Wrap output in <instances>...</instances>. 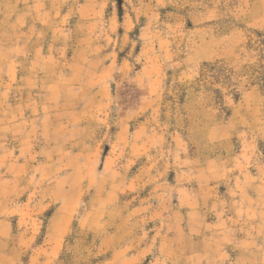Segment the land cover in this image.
I'll use <instances>...</instances> for the list:
<instances>
[{"label": "crops", "instance_id": "0c3cea01", "mask_svg": "<svg viewBox=\"0 0 264 264\" xmlns=\"http://www.w3.org/2000/svg\"><path fill=\"white\" fill-rule=\"evenodd\" d=\"M44 1L19 3L14 20L6 24L8 28L3 27L18 32L17 41L0 40V241L10 239L14 247L29 253V261L22 264L54 263L71 231L74 212L67 210L63 199L57 202V210L49 220L48 234L38 241V223L26 213L31 207H43L39 192L73 190L64 182L75 175L71 167H76L81 153H87L91 160L100 157L98 165L82 166L85 176L101 169L105 176L116 173L107 156H100L103 141L95 146L98 125L93 120H102L112 110L107 106L111 92L108 73L119 64L113 67L114 62L107 61L110 58L89 55H97L92 52L95 40L92 34L81 36V28L94 31L102 17L101 3L85 0L75 13H56ZM73 19L77 20L71 24ZM56 25L61 29L59 37L49 36V44H44L37 29L52 30ZM2 30L0 27V34ZM74 42L73 56H69ZM148 85L147 96L152 97L155 89ZM89 97H93L92 103H88ZM147 110L149 106L141 109L142 113ZM132 113L137 115L117 123L114 154L128 146L137 158L160 147L170 146L171 153L169 137L185 143L184 131L168 132L166 127L157 131L144 120L138 124L140 132L132 131L130 123L141 118L137 108L129 110ZM187 129L191 140L199 145L227 139V132L233 130L229 123L208 121L193 122ZM207 157L191 155L188 148L174 156L179 169H175L177 184L170 187L177 210L168 206L167 191L157 193L159 200L149 209L144 204L133 207L129 214L133 215L131 220L135 218V225L149 221L155 228L145 235L132 231L129 236L123 231L115 238L103 237L110 253L102 264H142L151 256L154 264H170L172 256L181 257L183 262L178 264H264L257 261V255L264 254V164L257 163L255 153L247 146L230 159L219 154ZM225 180H230L228 186L222 185ZM106 193L101 208L110 205L106 201L111 189ZM18 217L29 227L15 236L11 225ZM11 260V251L0 248V264Z\"/></svg>", "mask_w": 264, "mask_h": 264}, {"label": "rangeland", "instance_id": "374dc122", "mask_svg": "<svg viewBox=\"0 0 264 264\" xmlns=\"http://www.w3.org/2000/svg\"><path fill=\"white\" fill-rule=\"evenodd\" d=\"M29 1L0 0L1 41H17L19 33L4 28H8L6 24L11 22V18L14 20V11L19 3ZM67 1L46 0L43 3L48 8H54L56 13L64 10L75 13L85 0H71L68 4ZM99 2L102 17L92 33L85 27L81 28V36L92 34V40H95L92 52H97V55L90 52L89 55L110 58L107 61L114 62L113 67L119 64V67L108 73L111 92L108 98L110 104L107 106H112V110H106L108 116L102 120H93V124L98 125L95 146L98 147L103 141L100 156L103 159L107 156L109 165L111 163L116 173L105 176L101 169L85 176L82 166L91 168L92 165H98L100 157L91 160L86 157L87 153H81V156H77L76 167H71L75 175H70L64 182L71 185L73 190L39 192L38 199L43 207H31L26 213L27 218H33L38 223L36 225L41 232L39 242L48 234L49 220L57 210V202L64 199L67 210L74 212L64 249L51 264H102L110 253V247L103 244V237L115 238L117 233L123 231L129 236L132 231L145 235L155 228L149 221L135 225V218L131 220L133 215L129 212L141 204L148 209L149 205L155 206L159 200L158 194L167 191L170 196L168 206L177 210L173 187L170 185L177 184L176 170L179 166L174 163V156H179L185 148L189 149L191 155H201L202 159L213 154L230 159L243 146H247L255 153L257 163L264 164V95L259 86L254 85L258 82L259 73L264 74V40L261 43L258 40L259 33H264V0ZM59 26L52 27V30L44 27L37 29L44 44H49V36H54L52 39L59 37ZM74 44L69 47V56H73ZM45 51H49V48ZM216 62L228 66L233 72L230 81L224 80L223 76L217 80L215 72L208 73L205 70V64ZM79 74L83 75V72L79 71ZM92 79L93 76H90ZM148 83L155 89L152 97L147 96ZM92 99L89 97L88 103H92ZM147 106L149 110L142 113L141 109ZM136 108L141 118H134L130 123L132 131L140 132L142 128H138V124L144 120L157 131L165 127L168 132L177 129L184 131L185 143H176L169 137L171 153L168 152L170 146L169 149L160 147L137 158L128 146L114 154L117 150V123L137 115L129 114V110ZM200 121L229 123L233 130L227 132V139L215 144L199 145L191 140L187 128L193 122ZM128 136L131 137L129 133ZM181 145L183 148L179 147ZM252 170H255L254 166ZM163 173H166L164 178ZM229 184L230 180L222 183L225 186ZM107 189L112 191L106 201L110 205L101 208L100 201L106 197ZM28 227L29 224L18 217L13 219L11 232L18 236ZM170 227L172 229L173 225ZM0 248L11 251L12 260L9 264L17 261L22 264L30 259L29 253L14 247L10 239L0 241ZM169 259L170 264L181 262L178 256ZM154 260L151 256L142 264H154ZM257 261L263 262L264 254L257 255Z\"/></svg>", "mask_w": 264, "mask_h": 264}, {"label": "trees", "instance_id": "16d2710c", "mask_svg": "<svg viewBox=\"0 0 264 264\" xmlns=\"http://www.w3.org/2000/svg\"><path fill=\"white\" fill-rule=\"evenodd\" d=\"M258 40L261 43L264 40V33L261 32L258 35ZM205 70H207L208 73H213L215 72L216 76H217V80L218 78H220L221 76H223L224 80H231V76L233 74V72L228 68V66L223 65L219 62L216 63H207L204 65ZM257 83H254V85L259 86L261 92L264 95V74H260L259 73V79L257 80Z\"/></svg>", "mask_w": 264, "mask_h": 264}]
</instances>
